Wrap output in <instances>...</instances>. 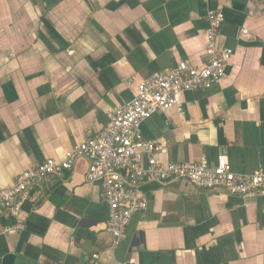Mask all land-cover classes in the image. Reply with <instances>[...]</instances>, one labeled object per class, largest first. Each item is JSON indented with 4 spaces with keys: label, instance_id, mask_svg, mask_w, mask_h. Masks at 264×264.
Listing matches in <instances>:
<instances>
[{
    "label": "crops",
    "instance_id": "1",
    "mask_svg": "<svg viewBox=\"0 0 264 264\" xmlns=\"http://www.w3.org/2000/svg\"><path fill=\"white\" fill-rule=\"evenodd\" d=\"M211 10L231 50L224 76L183 92L182 114L144 120L140 137L163 145L159 161L223 154L236 173L264 172V0H0V189L101 130L150 75L201 65ZM87 166L32 189L24 229L0 234V264H264V196L140 183L146 207L114 247Z\"/></svg>",
    "mask_w": 264,
    "mask_h": 264
},
{
    "label": "built area",
    "instance_id": "2",
    "mask_svg": "<svg viewBox=\"0 0 264 264\" xmlns=\"http://www.w3.org/2000/svg\"><path fill=\"white\" fill-rule=\"evenodd\" d=\"M206 20L205 60L201 65L180 61L174 67L150 75L137 84L130 101L114 108L101 130L73 144L63 158L49 157L23 170L11 185L0 189V218L6 215L12 220L9 224L0 221V234L24 229L21 209L32 189L48 176L60 177L71 172L81 158L88 161L86 181L97 183L101 188L114 247L119 245L132 216L146 207L145 200L136 191L140 183L186 180L199 190L240 197L264 196L263 171L236 173L223 154L217 156L215 163L159 161L156 156L165 152L163 145L140 137L144 120L171 108H177L182 114L179 98L183 92L209 88L224 76L231 50L222 48L217 41L223 13L211 10Z\"/></svg>",
    "mask_w": 264,
    "mask_h": 264
},
{
    "label": "trees",
    "instance_id": "3",
    "mask_svg": "<svg viewBox=\"0 0 264 264\" xmlns=\"http://www.w3.org/2000/svg\"><path fill=\"white\" fill-rule=\"evenodd\" d=\"M0 221H1L2 224H9V223L12 222V220L6 215L2 216L0 218Z\"/></svg>",
    "mask_w": 264,
    "mask_h": 264
}]
</instances>
